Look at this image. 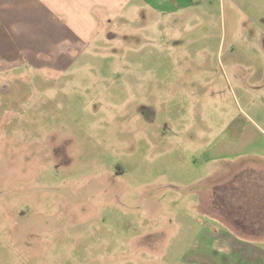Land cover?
Here are the masks:
<instances>
[{"label": "rangeland", "instance_id": "374dc122", "mask_svg": "<svg viewBox=\"0 0 264 264\" xmlns=\"http://www.w3.org/2000/svg\"><path fill=\"white\" fill-rule=\"evenodd\" d=\"M259 1L196 3L173 40L129 21L67 72L0 75V264H198L223 229L214 179L262 165ZM220 145L243 159L213 160Z\"/></svg>", "mask_w": 264, "mask_h": 264}, {"label": "crops", "instance_id": "0c3cea01", "mask_svg": "<svg viewBox=\"0 0 264 264\" xmlns=\"http://www.w3.org/2000/svg\"><path fill=\"white\" fill-rule=\"evenodd\" d=\"M202 1L205 2L0 0V75L24 69L67 72L86 52L96 48L106 34L115 38L113 30L125 27L122 26L125 23L128 27L129 21L138 19L159 25L158 39L163 41L166 37L171 38L168 30L173 22L171 17L176 19ZM145 33L141 40L147 47L153 38L151 32ZM158 48L161 55L167 50L163 42ZM262 82L264 84V80ZM234 147H215L212 159L242 158L245 152L241 154V150L236 151ZM248 151H253L262 165L244 167L235 175L217 181L213 178L207 213L220 222L224 230L218 228L211 236L207 234V246L201 251L204 254L196 252L191 262L264 264V146L255 145ZM212 243L214 246L219 244L221 254H215Z\"/></svg>", "mask_w": 264, "mask_h": 264}]
</instances>
